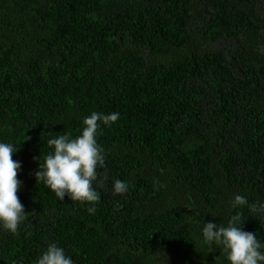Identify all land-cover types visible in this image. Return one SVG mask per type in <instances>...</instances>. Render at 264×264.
Returning <instances> with one entry per match:
<instances>
[{"label":"trees","instance_id":"obj_1","mask_svg":"<svg viewBox=\"0 0 264 264\" xmlns=\"http://www.w3.org/2000/svg\"><path fill=\"white\" fill-rule=\"evenodd\" d=\"M92 112L119 113L96 137L94 214L33 159ZM0 142L19 147L27 216L0 228V264L51 242L74 264H229L202 221L239 216L264 243V216L230 203H264V0H0Z\"/></svg>","mask_w":264,"mask_h":264},{"label":"clouds","instance_id":"obj_2","mask_svg":"<svg viewBox=\"0 0 264 264\" xmlns=\"http://www.w3.org/2000/svg\"><path fill=\"white\" fill-rule=\"evenodd\" d=\"M119 113L105 114L92 112L84 117L81 132L73 136L65 132L57 137L49 138L46 143L50 151L38 160V170L34 173L36 181L55 193L57 200L63 201L67 196L72 202L90 204L89 213L94 214L100 194L93 187L98 182V168L105 163L103 149L96 137L102 130L101 125L111 126L118 119ZM19 147L12 143L0 142V228L16 233L18 226L27 219L24 205L17 196L23 183L17 179V172L22 164L12 159ZM105 179L107 176L105 175ZM128 190L125 181H113V194L122 195ZM233 209L248 205L251 213L257 218L264 216V203L248 204L246 197L236 195L230 202ZM239 216L229 220L227 226H218L212 221H202V239L218 246L225 254L229 264H264V243L257 239L256 233L244 231ZM160 264H168L166 253L159 257ZM36 264H74L65 249L51 242L37 258Z\"/></svg>","mask_w":264,"mask_h":264}]
</instances>
